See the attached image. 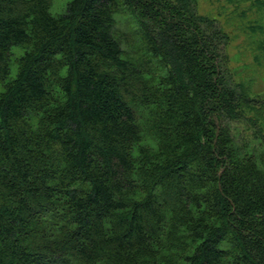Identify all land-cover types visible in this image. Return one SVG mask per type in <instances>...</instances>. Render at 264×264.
Segmentation results:
<instances>
[{"label": "trees", "instance_id": "trees-1", "mask_svg": "<svg viewBox=\"0 0 264 264\" xmlns=\"http://www.w3.org/2000/svg\"><path fill=\"white\" fill-rule=\"evenodd\" d=\"M51 4L0 0V264H264V150L231 135L216 22Z\"/></svg>", "mask_w": 264, "mask_h": 264}, {"label": "rangeland", "instance_id": "rangeland-1", "mask_svg": "<svg viewBox=\"0 0 264 264\" xmlns=\"http://www.w3.org/2000/svg\"><path fill=\"white\" fill-rule=\"evenodd\" d=\"M70 1L52 0L50 13L61 15ZM187 1L193 2L197 16L215 21L228 38L224 69L247 100L241 108L243 120L231 124V135L236 145L256 146L260 152L264 150V0ZM116 20L118 30L127 33L125 18ZM21 55V50L14 51L15 58Z\"/></svg>", "mask_w": 264, "mask_h": 264}]
</instances>
